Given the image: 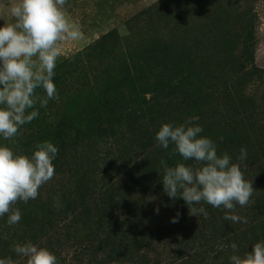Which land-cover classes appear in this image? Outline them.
Masks as SVG:
<instances>
[{
	"label": "rangeland",
	"instance_id": "1",
	"mask_svg": "<svg viewBox=\"0 0 264 264\" xmlns=\"http://www.w3.org/2000/svg\"><path fill=\"white\" fill-rule=\"evenodd\" d=\"M233 2L248 6L254 16L252 61L241 56L242 39L232 22L225 26L232 34L226 44L223 24H212L211 33L203 34L200 26L201 34L186 45L180 41L150 51L151 41L162 44L199 25L208 29L204 7L219 12L225 3L233 11ZM8 3L0 0V7ZM180 9L185 12L176 20H163ZM64 10L81 36L60 44L53 77L58 98L29 109L38 110V117L12 140L0 136V146L29 157L37 143L52 142L58 148L55 174L37 198L13 205L21 212L18 224L8 225L7 214L0 217V259L26 264L13 247L2 248L9 239L14 245L50 246L58 264H112L105 258L111 245L102 244L100 220L104 231L110 226L121 236L127 259L114 256L115 264H231L233 254L243 256L264 241V0H67ZM171 47L175 51L169 54ZM174 67L182 70L174 73ZM36 94L46 96L42 88ZM192 117L218 155L228 153L239 162L240 149L246 148L241 170L255 190L234 214L246 217L247 224L225 221L229 210L203 202L195 206L204 207L208 218L190 215L182 198L164 192L161 160L169 167L198 165L183 161L174 144L158 146L156 133L164 123L178 126ZM67 197L70 210L63 207ZM57 198L62 207L54 206ZM36 208H52L56 215L41 236L20 224L24 215L35 219ZM177 213L179 222L172 223ZM221 244L228 247L219 250ZM90 246L104 252L93 258Z\"/></svg>",
	"mask_w": 264,
	"mask_h": 264
},
{
	"label": "clouds",
	"instance_id": "2",
	"mask_svg": "<svg viewBox=\"0 0 264 264\" xmlns=\"http://www.w3.org/2000/svg\"><path fill=\"white\" fill-rule=\"evenodd\" d=\"M67 0H9L0 7V136L12 140L19 129L39 115L37 103L46 107L57 99L53 82L60 44L79 39L78 27L70 22L64 10ZM5 17L10 18L7 22ZM42 88L46 96L36 90ZM192 117L174 126L164 123L156 133L157 145L167 149L175 145V152L183 161L194 160L198 166L183 162L164 166L162 176L164 192L173 200L182 198L189 207V214L209 213L202 202L214 208L229 210L223 219L232 223L247 224V218L234 214L236 205L245 207L253 195L252 181L244 177L241 164L247 159V150L240 149L239 162H232L228 153L218 155L215 143L201 136L203 129L193 123ZM58 148L49 141L37 143L31 157L16 154L7 146H0V217L8 215V225L18 224L21 212L13 208L18 201L27 203L37 198L40 187L55 174L54 159ZM59 208L62 205H54ZM159 209H157V212ZM179 213L172 223L179 222ZM228 245H218L219 250ZM235 253L236 243L230 245ZM13 251L27 258L26 264H58L56 255L46 247L32 242L17 243ZM215 255V253H213ZM231 264H264V241L256 242L243 256L233 254ZM0 264H18L11 257L0 259Z\"/></svg>",
	"mask_w": 264,
	"mask_h": 264
},
{
	"label": "trees",
	"instance_id": "3",
	"mask_svg": "<svg viewBox=\"0 0 264 264\" xmlns=\"http://www.w3.org/2000/svg\"><path fill=\"white\" fill-rule=\"evenodd\" d=\"M232 5H235V8H233V11H230L229 9L226 8L225 3L222 4V7L219 9V12H214L213 10L207 9L204 7L205 12H206V16L204 17L207 25L206 27L208 29L205 30L204 26L199 25L197 26V28H192L191 29H186L183 32H181L180 34L176 35L175 37L168 39L166 42L163 41V43H158V41H151L150 44L152 45V48L150 49L151 52H154L155 54L157 53L158 47L161 46V48H164L167 45H175L178 44L180 41H182L183 43H185V45L188 42H191V40H193V36L195 35H200L201 31L197 30L200 26L202 28V32L203 34L205 33H211L212 32V24L215 26L216 24H223V26L220 27V32L223 34L221 37L223 39V44H226L225 42H227L228 37L231 36V30L225 29V26H227V24L229 23H233L237 28H238V37L240 39H242L239 42V45L241 46V56L244 57H248V60L252 61V42H253V30H254V16L252 14V11L250 10V8H248V6L240 8L238 6H236V3H232ZM176 9H179V7L177 5H175ZM201 9V7H200ZM178 11V12H177ZM185 10H174V11H170L168 12V15H165L166 20L172 19V20H176L178 15L181 13H184ZM160 19V18H159ZM162 20V18H161ZM160 41V40H159ZM175 49L173 47L169 48L167 50V52L170 54V52H174ZM228 52V50H227ZM178 70H182V68H178V67H174V73L175 71L177 72ZM160 81V79L158 80ZM71 193V192H70ZM69 193V194H70ZM70 195L75 196V194L72 192ZM82 196V195H81ZM68 200H66L67 204L64 205L63 207L65 208V210H70V206L68 204H70V201L72 200V198L67 197ZM36 211H40L37 214H34V218L32 219V216H22V220L20 222V224L22 226L26 227H30L29 232H36L38 234H43V232L46 230V228L51 229L53 226L52 220L54 219L55 213L53 212L52 208L48 209H35ZM63 208L58 209V212H62ZM70 212V211H69ZM77 212L76 208L71 210V214ZM31 215V214H30ZM107 216V214H105V212L102 214V219ZM32 220L33 224H28L27 220ZM55 222V220H54ZM75 223V222H74ZM33 225H35V227H33ZM103 223L102 220H100L99 224H98V230H101V234L104 233L105 236V240H102V244H110L111 247L108 250V254L106 255L105 258H107V261L109 263L115 264L118 263L119 261H117L114 256H119L121 259L126 260L127 256H124L122 254L123 251V247L121 246V236H119L117 233L113 232L114 228H111L110 226L108 227L109 232H106L103 230ZM37 231H36V230ZM45 236V235H44ZM2 241V240H1ZM9 239H5L1 242L2 248H7L9 246L13 247L14 244H9ZM18 241H16L17 244ZM92 243V242H91ZM49 244V242H48ZM47 244V245H48ZM47 249H49L50 251H52V249L50 248V246L46 247ZM119 251V255H118V251ZM125 249V248H124ZM88 254H90L93 258L95 253L97 252L98 254L103 251V248H98L97 250H93V248H91V246L87 249ZM116 253V254H115ZM91 263L93 264V262L91 261ZM96 264H101L100 262H96Z\"/></svg>",
	"mask_w": 264,
	"mask_h": 264
}]
</instances>
